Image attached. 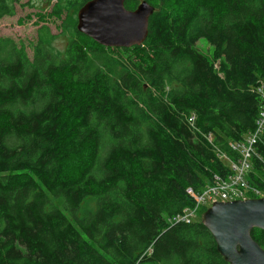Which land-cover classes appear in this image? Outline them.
<instances>
[{
	"label": "trees",
	"instance_id": "trees-1",
	"mask_svg": "<svg viewBox=\"0 0 264 264\" xmlns=\"http://www.w3.org/2000/svg\"><path fill=\"white\" fill-rule=\"evenodd\" d=\"M145 1L139 46H100L77 19L61 50L41 26L31 59L0 40V264H229L200 222L171 219L254 129L264 0ZM254 149L248 181L264 187V131Z\"/></svg>",
	"mask_w": 264,
	"mask_h": 264
},
{
	"label": "water",
	"instance_id": "water-1",
	"mask_svg": "<svg viewBox=\"0 0 264 264\" xmlns=\"http://www.w3.org/2000/svg\"><path fill=\"white\" fill-rule=\"evenodd\" d=\"M124 1H87L77 12V31L106 48L141 45L154 7L141 0L128 10ZM200 223L227 263L264 264V249L251 237L252 229L264 231V198L216 202L205 210Z\"/></svg>",
	"mask_w": 264,
	"mask_h": 264
},
{
	"label": "built area",
	"instance_id": "built-area-1",
	"mask_svg": "<svg viewBox=\"0 0 264 264\" xmlns=\"http://www.w3.org/2000/svg\"><path fill=\"white\" fill-rule=\"evenodd\" d=\"M262 103L255 119L253 131L249 132L242 141L231 143L230 147L237 153L234 161H230L227 156L217 150V155L221 160H228L229 173L221 176L214 174L210 180L200 189L195 190L187 187L186 195L192 205L185 207L180 213L171 219V224H191L201 222L202 213L216 202H230L235 200L264 198V187L257 186L248 181L247 174L251 170V159L255 155V145L264 131V83L257 86ZM190 125L194 124V116L188 119ZM208 141L212 143L209 136ZM264 186V179L262 178Z\"/></svg>",
	"mask_w": 264,
	"mask_h": 264
},
{
	"label": "rangeland",
	"instance_id": "rangeland-1",
	"mask_svg": "<svg viewBox=\"0 0 264 264\" xmlns=\"http://www.w3.org/2000/svg\"><path fill=\"white\" fill-rule=\"evenodd\" d=\"M140 1L138 0V3ZM72 11L68 8L67 0H17L14 14L0 18V40H12L18 49L23 50L25 57L31 59L38 38V29L41 26H48L51 34L59 35L53 41V45L61 50L64 48L68 29L73 25L74 19H77ZM196 46L201 53L210 58L211 47L205 40L200 39Z\"/></svg>",
	"mask_w": 264,
	"mask_h": 264
}]
</instances>
